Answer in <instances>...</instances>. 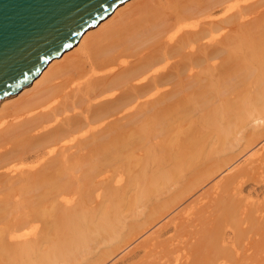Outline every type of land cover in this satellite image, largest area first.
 Masks as SVG:
<instances>
[{
    "label": "bare ground",
    "instance_id": "obj_1",
    "mask_svg": "<svg viewBox=\"0 0 264 264\" xmlns=\"http://www.w3.org/2000/svg\"><path fill=\"white\" fill-rule=\"evenodd\" d=\"M263 131L264 0L120 3L0 99V264L105 262Z\"/></svg>",
    "mask_w": 264,
    "mask_h": 264
},
{
    "label": "rangeland",
    "instance_id": "obj_2",
    "mask_svg": "<svg viewBox=\"0 0 264 264\" xmlns=\"http://www.w3.org/2000/svg\"><path fill=\"white\" fill-rule=\"evenodd\" d=\"M262 143L246 149L236 146L223 157L231 171L193 187L190 196L177 204L179 207L163 206L160 213L165 212L156 215L161 218L151 226L141 224L145 230L139 229L141 234L129 246L101 264H264V148L255 153ZM205 160L202 158V163ZM228 173L232 175L226 178ZM239 187L241 193L233 197ZM82 188L77 187L78 195ZM242 204L248 209L245 217L236 213V206ZM28 209L26 205L21 207V219ZM27 231L23 233L28 235Z\"/></svg>",
    "mask_w": 264,
    "mask_h": 264
},
{
    "label": "water",
    "instance_id": "obj_3",
    "mask_svg": "<svg viewBox=\"0 0 264 264\" xmlns=\"http://www.w3.org/2000/svg\"><path fill=\"white\" fill-rule=\"evenodd\" d=\"M126 0H0V99Z\"/></svg>",
    "mask_w": 264,
    "mask_h": 264
}]
</instances>
